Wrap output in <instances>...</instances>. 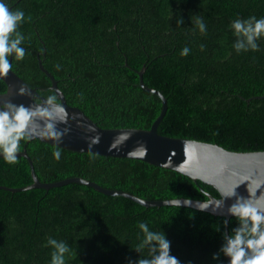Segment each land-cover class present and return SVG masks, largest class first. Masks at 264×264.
Returning a JSON list of instances; mask_svg holds the SVG:
<instances>
[{
    "label": "trees",
    "instance_id": "obj_1",
    "mask_svg": "<svg viewBox=\"0 0 264 264\" xmlns=\"http://www.w3.org/2000/svg\"><path fill=\"white\" fill-rule=\"evenodd\" d=\"M0 2L25 13L17 30L26 54L22 60L12 56L10 64L40 95L56 97L39 59L66 102L97 125L147 129L162 104L139 84L144 68V84L166 98L158 133L235 151L264 150V97H256L264 95V37L257 41L259 51L237 53L231 27L238 18H264V0ZM197 17L206 25L204 34ZM184 47L187 56H181ZM5 90L0 79V93ZM24 147L42 182L80 176L145 199L219 196L209 184L144 160L73 151L38 138L21 140ZM17 157L14 165L0 157V185L32 182L28 160ZM140 222L166 235L181 264H227L223 253L213 259L225 242L223 216L181 205L144 206L76 181L48 189L0 188V264H50V237L69 245L66 264H129L148 258L147 248L134 250L144 235ZM237 226L230 217L228 234Z\"/></svg>",
    "mask_w": 264,
    "mask_h": 264
},
{
    "label": "water",
    "instance_id": "obj_2",
    "mask_svg": "<svg viewBox=\"0 0 264 264\" xmlns=\"http://www.w3.org/2000/svg\"><path fill=\"white\" fill-rule=\"evenodd\" d=\"M12 56L9 57L11 63ZM39 68L50 78L52 89L57 97L56 105L63 109V112L55 115L63 117L66 122H59L56 128L59 131L68 129L67 133L57 143L55 140L41 135L44 131L43 121H37L35 131L29 129L31 139L39 140L60 146L73 151L91 152L95 154L128 157L144 160L150 164L173 169L193 180H200L213 186L219 196L206 192L207 198L194 199L187 197H175L167 199H145L138 197L128 191L109 189L98 183L82 178L80 176L67 177L53 182H42L34 172L31 158L25 147L17 153V156H24L30 166L32 182L21 187H8L0 185V188L11 191H20L28 188L41 187L51 188L61 186L69 182H80L89 185L96 190L108 195H122L144 206L181 205L195 209L206 207V212L220 215L225 218L224 230L228 234V221L232 216L228 209L236 202L237 196L245 199L251 196L253 204L264 205V150L235 151L229 150L219 144L200 141L190 138L171 137L157 132V126L162 119L166 108V98L161 91L148 87L142 80L144 68L138 71L139 84L147 90L157 94L161 98V110L147 129L137 127H101L97 125L79 107L69 105L62 91L57 85L54 76L38 60ZM6 85V90L0 93V106L6 102L16 105L23 104L28 107L33 104H44L46 97L38 93L37 87H30L11 68L6 76H0ZM23 86L31 95H20L19 89ZM264 97V95L256 96ZM0 110H3L0 108ZM99 138V143L93 141ZM131 153H143L139 156H131ZM0 157H3L0 154ZM237 186V187H236ZM235 188V196L227 197L226 194ZM227 264L229 258L226 257Z\"/></svg>",
    "mask_w": 264,
    "mask_h": 264
},
{
    "label": "clouds",
    "instance_id": "obj_3",
    "mask_svg": "<svg viewBox=\"0 0 264 264\" xmlns=\"http://www.w3.org/2000/svg\"><path fill=\"white\" fill-rule=\"evenodd\" d=\"M30 19V17H29ZM25 20V13L22 10L10 11L9 7L0 2V76H6L11 68L9 57L14 56L16 60L25 57V49L21 47L25 37L17 30ZM183 24V18L177 19V25ZM195 24L199 31L206 33V25L203 19L197 17ZM236 36L233 45L237 53L243 51H259L257 41L264 37V18L257 19L255 16L247 19H236L231 24ZM204 46L201 45V50ZM190 52L184 47L181 56H187ZM20 95H31L23 86L19 89ZM56 97L49 96L44 104H33L24 106L6 102L0 108V154L10 165L18 163L17 153L20 152V141L31 139L29 129L35 131L37 121H43L44 131L41 135L55 140L57 143L67 133L68 129L59 131L56 124L66 122L63 117L57 118L56 113L63 112V109L56 105ZM93 143H99L96 138ZM131 156L143 155V153H131ZM54 158L59 161L61 152L57 148L53 152ZM237 187V186H236ZM226 194L227 197L235 196V188ZM245 199L237 196L236 202L228 211L238 221V226L230 234L224 235V244L218 253L213 254V259L218 260L220 253L229 258L228 264H264V205L253 204L251 196ZM180 206V205H179ZM201 211L206 207H199ZM225 223H227L225 221ZM138 227L143 232V239L134 248L139 254L145 248L148 250V258L141 256L129 264H181V262L170 254V241L164 233L149 230L147 223L140 222ZM47 245L53 250L51 252L50 264H66V254L71 252L65 241H58L48 238Z\"/></svg>",
    "mask_w": 264,
    "mask_h": 264
}]
</instances>
